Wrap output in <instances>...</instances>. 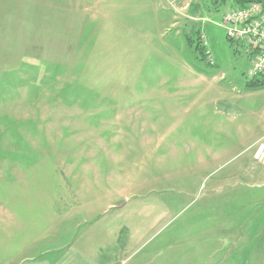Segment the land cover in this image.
<instances>
[{"label": "rangeland", "instance_id": "374dc122", "mask_svg": "<svg viewBox=\"0 0 264 264\" xmlns=\"http://www.w3.org/2000/svg\"><path fill=\"white\" fill-rule=\"evenodd\" d=\"M233 5L0 0V264H264Z\"/></svg>", "mask_w": 264, "mask_h": 264}, {"label": "built area", "instance_id": "2783aa9c", "mask_svg": "<svg viewBox=\"0 0 264 264\" xmlns=\"http://www.w3.org/2000/svg\"><path fill=\"white\" fill-rule=\"evenodd\" d=\"M221 25L227 39L242 43L249 56L247 79L264 74V5L250 2L239 8L231 7L223 15ZM205 55L213 65L214 59L208 50ZM252 156L256 162L264 164V142L257 144Z\"/></svg>", "mask_w": 264, "mask_h": 264}, {"label": "trees", "instance_id": "16d2710c", "mask_svg": "<svg viewBox=\"0 0 264 264\" xmlns=\"http://www.w3.org/2000/svg\"><path fill=\"white\" fill-rule=\"evenodd\" d=\"M226 1L227 0H212L215 6L219 5V3H225ZM230 1L234 3V5L232 6L234 8L245 6L246 4L250 2H258L264 5V0H230ZM195 48L196 50H198V46H195ZM245 85H246L247 90H259V89L264 88V74L251 78V79H246Z\"/></svg>", "mask_w": 264, "mask_h": 264}, {"label": "crops", "instance_id": "0c3cea01", "mask_svg": "<svg viewBox=\"0 0 264 264\" xmlns=\"http://www.w3.org/2000/svg\"><path fill=\"white\" fill-rule=\"evenodd\" d=\"M22 264H41V263L40 262H35V263H33V262H30V263L23 262Z\"/></svg>", "mask_w": 264, "mask_h": 264}]
</instances>
